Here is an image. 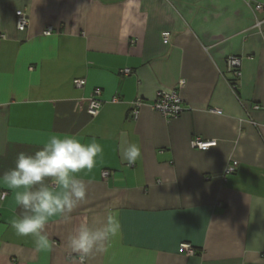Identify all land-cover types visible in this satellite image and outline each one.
Segmentation results:
<instances>
[{"label":"crops","instance_id":"obj_1","mask_svg":"<svg viewBox=\"0 0 264 264\" xmlns=\"http://www.w3.org/2000/svg\"><path fill=\"white\" fill-rule=\"evenodd\" d=\"M48 24L56 30L44 35ZM231 54L243 62L236 92ZM96 87L103 105L92 116L85 104ZM171 89L185 110L167 118L152 103ZM50 133L102 146L77 177L86 200L46 225L52 248L38 252L11 226L12 194L0 199V264H79L68 235L84 221L99 226L114 202L121 231L86 264H264V0H0V175ZM196 137L217 143L199 149ZM132 143L141 155L129 166Z\"/></svg>","mask_w":264,"mask_h":264},{"label":"clouds","instance_id":"obj_2","mask_svg":"<svg viewBox=\"0 0 264 264\" xmlns=\"http://www.w3.org/2000/svg\"><path fill=\"white\" fill-rule=\"evenodd\" d=\"M102 153V146L96 142L56 133H50L33 154L18 153L15 166L0 175V186L7 189L0 193V199L11 193L14 206L20 210L11 220L16 235L31 237L38 252L50 251L52 242L46 225L56 218L70 220L72 212L86 200L87 186L77 177L83 171L91 172ZM140 155L139 146L132 143L124 149L122 158L131 166ZM117 204L113 203L99 226L84 221L68 235L67 246L78 254L79 264H86L94 253L107 251L120 233Z\"/></svg>","mask_w":264,"mask_h":264},{"label":"built area","instance_id":"obj_3","mask_svg":"<svg viewBox=\"0 0 264 264\" xmlns=\"http://www.w3.org/2000/svg\"><path fill=\"white\" fill-rule=\"evenodd\" d=\"M262 4H258L257 8L261 9ZM29 16L25 9H18L16 11V26L19 31H25L29 26ZM56 30V27L53 24H48L43 29L44 35H51ZM164 42L169 43L171 40L172 33L171 31L165 30L162 32ZM3 37H6L5 34H2ZM227 70L232 74V78L230 81L231 87L234 91L237 89L238 80L242 77L243 73V62L242 57L238 55L231 54L226 58ZM125 72H130L129 69H125ZM75 87L82 88L86 84L85 78H75L73 80ZM180 84H184V80L180 81ZM102 88L96 87L91 96L86 98L85 108L87 112L96 116L103 105V100L101 98ZM117 98H114L113 101H117ZM183 98L177 89L171 90H159L156 95V99L152 103V108L162 113L167 118H173L180 115L184 110L185 106L183 103ZM144 104L143 100L138 98L133 102V108L131 110L132 116L134 118L138 117L140 113V107ZM258 107V106H257ZM211 110L221 113V109L212 108ZM217 141L215 139H202L200 137H196L193 139V145L199 149H209L211 146L215 145ZM238 161L234 160L231 164H229L226 168V174L234 173L237 170ZM112 174V171L105 169L102 172L104 178L109 177ZM179 251L186 254L195 253V248L189 243H182L179 247Z\"/></svg>","mask_w":264,"mask_h":264},{"label":"trees","instance_id":"obj_4","mask_svg":"<svg viewBox=\"0 0 264 264\" xmlns=\"http://www.w3.org/2000/svg\"><path fill=\"white\" fill-rule=\"evenodd\" d=\"M237 91V89L235 90V92Z\"/></svg>","mask_w":264,"mask_h":264}]
</instances>
